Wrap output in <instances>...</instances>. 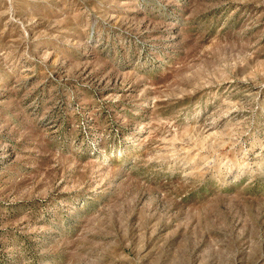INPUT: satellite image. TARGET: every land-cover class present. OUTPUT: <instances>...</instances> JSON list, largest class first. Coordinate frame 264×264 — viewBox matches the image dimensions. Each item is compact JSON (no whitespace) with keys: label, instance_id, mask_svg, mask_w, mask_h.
Returning <instances> with one entry per match:
<instances>
[{"label":"rangeland","instance_id":"rangeland-1","mask_svg":"<svg viewBox=\"0 0 264 264\" xmlns=\"http://www.w3.org/2000/svg\"><path fill=\"white\" fill-rule=\"evenodd\" d=\"M0 264H264V0H0Z\"/></svg>","mask_w":264,"mask_h":264}]
</instances>
